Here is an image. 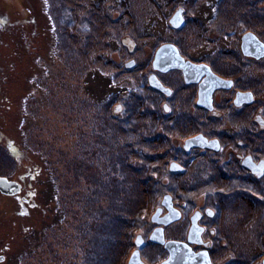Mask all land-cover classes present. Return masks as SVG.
Returning a JSON list of instances; mask_svg holds the SVG:
<instances>
[{"label":"rangeland","instance_id":"1","mask_svg":"<svg viewBox=\"0 0 264 264\" xmlns=\"http://www.w3.org/2000/svg\"><path fill=\"white\" fill-rule=\"evenodd\" d=\"M27 1L29 21L23 0H0L11 27L0 32V175L23 184L17 201L0 194V264H118L166 193L200 185L194 166L170 171L193 156L180 154L193 131L178 122L189 105L175 96L178 72L165 74L174 96L163 118L165 98L149 84L163 44L214 59L196 48L195 29L169 24L180 7L192 22L197 3L166 0L158 13L154 0H104L87 17L96 0ZM22 29L30 32L17 45Z\"/></svg>","mask_w":264,"mask_h":264},{"label":"flooded vegetation","instance_id":"2","mask_svg":"<svg viewBox=\"0 0 264 264\" xmlns=\"http://www.w3.org/2000/svg\"><path fill=\"white\" fill-rule=\"evenodd\" d=\"M195 1L192 22L182 8L181 28L195 29L198 38L201 36L196 48L206 49L209 52L204 56L214 59L191 56L182 43L179 52L185 61L206 64L225 83L218 82L222 87L216 84L210 92L213 83L207 80L206 71L197 73V81L191 83L186 81L183 69L168 72H178L180 88L175 96L182 104H189L180 109V128L192 127L193 131L179 145L180 154L193 156L184 163L181 158L173 160L178 165L173 167L182 174L185 165L194 166V177L200 185L174 187L176 197L166 193L172 197L176 211H170L162 200L153 227L146 234L136 235L130 249L120 252L118 264H264V7L252 10L250 0ZM23 3L24 12L19 13L29 21L33 4L27 0ZM3 17L1 33L11 28ZM189 22L196 28L188 27ZM31 24L34 33L36 20ZM29 32L22 29L12 40L20 45ZM168 72L155 71L152 65L150 74H156L170 89L169 95L159 91L165 98L166 113L174 96V80H168ZM184 107H188L186 111ZM199 135L207 139L209 147L187 150L186 141ZM13 181L22 191L23 184ZM0 194L15 201L19 197ZM177 214L178 219L167 222L169 216ZM7 257L2 254L0 260L7 262Z\"/></svg>","mask_w":264,"mask_h":264},{"label":"water","instance_id":"3","mask_svg":"<svg viewBox=\"0 0 264 264\" xmlns=\"http://www.w3.org/2000/svg\"><path fill=\"white\" fill-rule=\"evenodd\" d=\"M183 21H184L183 9L179 8L175 12V14L171 17V19L169 20V23L171 27L179 29L183 26ZM243 48L244 50L246 49L245 44L243 45ZM127 65L130 67V64H127ZM153 68L155 71L162 72V73H166L168 71L176 70V69H183L186 81L188 83L197 81L198 79L197 73L203 74L206 71L209 77L207 80H211V82L213 83V87L210 88L209 90L210 92L213 90V88L218 82H221L222 84L225 83V81L222 79H219V77L216 76L211 71L210 67H208L206 64H194L190 61H185L184 58L181 56L178 47L173 43L163 44L157 49L154 60H153ZM149 84L151 87H153L157 91L166 93L168 95L170 93V89L166 88L162 84V82L158 79L156 74H152L149 76ZM222 84H217L216 87H222L221 86ZM206 141L207 139L202 135L192 137L186 141L185 148L189 150L194 147H209V144H207ZM174 165L178 166L177 164L172 163L171 170L176 169L173 167ZM19 190H20L19 183L15 181H11L7 179L6 177H0V191L2 193L7 194V195H14L18 193ZM163 204L166 205V207H168L170 211H176L172 207L170 196H165V199L163 200ZM159 212L160 211H157L155 213V215L153 216V221H156L159 215ZM178 218H179L178 214L177 216H169L167 222H172Z\"/></svg>","mask_w":264,"mask_h":264},{"label":"trees","instance_id":"4","mask_svg":"<svg viewBox=\"0 0 264 264\" xmlns=\"http://www.w3.org/2000/svg\"><path fill=\"white\" fill-rule=\"evenodd\" d=\"M164 1H166V0H154V2L158 3V4H157L158 13H160V10H159V9L162 8V3H163ZM168 1H173V2H175V1H177V0H168ZM96 3H97V5H95V6H90V7L93 8V10L87 12V14H86L87 17H88L89 15L97 16V14H96L97 12L104 11V10H102V9L100 8V6H101L102 4H104V0H96ZM180 3H185V0H180ZM66 5H67V3H66ZM129 8H130L129 6H125V7H123V11H122V13H123L125 16H129V17H131V16H130V13H129V14L126 13V10H128ZM113 10H114V8H113ZM162 12H163V11H162ZM62 13L66 14V17L68 18V15H67V14H69V11H68V8H66V6H65V11L62 12ZM158 15H159V14H158ZM158 15H156V16H158ZM153 18H155V16H154ZM153 18H152V19H153ZM156 18H157V17H156ZM163 21H165L164 18H163V19H158V21H156V22H163ZM156 22L153 23V24H156ZM102 23H103V22H102ZM150 23H152V20L150 21ZM166 23H167V22H166ZM166 23H165V24H166ZM156 30L158 31V28H156ZM152 34H155V32H153ZM135 46H136V45H135ZM157 92L159 93V91H157ZM159 94H160V93H159ZM163 106H164V105H163ZM163 110H164V114L161 115L162 118L166 116V114H165L166 111H165V108H164V107H163Z\"/></svg>","mask_w":264,"mask_h":264},{"label":"bare ground","instance_id":"5","mask_svg":"<svg viewBox=\"0 0 264 264\" xmlns=\"http://www.w3.org/2000/svg\"><path fill=\"white\" fill-rule=\"evenodd\" d=\"M170 24V23H169ZM171 26V25H170ZM173 28V27H172ZM174 29V28H173ZM178 47V46H177Z\"/></svg>","mask_w":264,"mask_h":264}]
</instances>
